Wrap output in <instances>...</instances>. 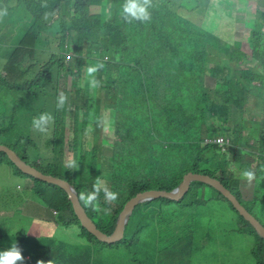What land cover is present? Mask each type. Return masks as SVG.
Listing matches in <instances>:
<instances>
[{
    "label": "trees",
    "instance_id": "1",
    "mask_svg": "<svg viewBox=\"0 0 264 264\" xmlns=\"http://www.w3.org/2000/svg\"><path fill=\"white\" fill-rule=\"evenodd\" d=\"M12 1L30 15V28L18 38L2 65L0 143L16 150L44 173L70 181L79 195L91 192L98 177L104 180L111 191L118 193V204H113L114 201L108 203L103 192L98 198L96 210L81 202L89 216L106 233H112L119 213L137 193L149 189L172 190L189 171L207 173L220 179L250 211L247 202L254 201L257 191L261 189L260 192H264V187L261 188L255 179L254 196L251 200L245 199L239 181L231 179L233 172L226 170L227 165L233 162L228 152L221 148L219 153L223 158L218 157L217 161L223 162V170H213L210 163L204 161V155L217 154V147L201 144L205 137L214 135L213 130H219L207 123V117H229V109L232 106L242 107L243 98L232 92L233 101L220 107L214 102H207L200 92L195 109L189 113L195 121L190 122L184 116L178 124L164 117L165 111L173 112L169 108L177 101L182 106L190 92L187 89L189 86L210 83L209 77L216 81L215 68L207 64V30L199 28L195 22L173 12L158 0H151V19L147 22L125 20L122 14L125 0H0L2 16L15 10L9 6ZM249 4L253 5L251 10L258 5L251 0ZM234 5L235 2L231 1L228 7ZM242 7L240 5L239 9ZM260 18L264 20V14ZM43 29H51L55 37L42 41ZM255 34L260 35L264 55V34L261 30ZM258 43L259 39L256 45ZM41 50L42 57L38 53ZM69 50L74 54L68 62L65 58ZM157 63L160 71L155 68ZM90 67L98 68V71L89 75ZM244 73L246 79L255 77L249 68L244 69ZM68 78L71 82L62 91L67 99L58 108L59 83L61 79L67 83ZM93 80L98 81V86L93 87ZM246 91L243 89V92ZM223 92L221 89L218 93L223 96ZM107 108L113 113L114 141L105 148L100 139ZM42 113L52 114L54 121L47 126L50 137L45 150H41L43 156L38 155L39 150L35 148L36 160L31 162L28 150L32 145H21L23 138L28 136L23 130L33 127V119ZM64 115L68 116L70 125L68 121L64 124ZM259 117H264V114L260 112L254 122L247 123V120L243 132L252 130L254 125L258 128L259 133L253 135L256 151L251 154L254 155L255 177L261 179L264 177V123L261 126L257 124ZM68 126H71L70 130ZM225 129L229 130V127ZM90 135L93 141L89 148ZM27 139L31 142L30 136ZM67 148L69 152L76 153V161L70 158L66 163ZM177 154L188 155L190 163L182 165ZM99 155L103 161H97ZM72 162L77 167H70ZM235 162L240 166V156L235 157ZM2 163H8L14 173L30 177V188L39 199L50 197L53 190L59 191L62 200L58 197L55 202H48L56 221L66 228L79 226L81 232L78 238L84 241L80 245H72L31 236L25 230L9 233V228L1 225L0 250L17 243L25 258L23 264H37L41 259L45 262L53 260L54 264H95L97 244L106 248L105 256L115 255V251L109 250L113 246L121 248L125 254L134 251V243L141 230L140 227L135 230L136 224L140 217H145L146 207L155 200L137 205L124 238L109 244L98 240L82 226L64 189L22 172L5 152L0 151ZM204 186L228 201L239 217L254 230L220 191L203 182H193L179 201L167 198L157 200L173 202L179 213L181 208L201 207L208 202L202 194ZM252 232L258 238L255 248L257 262L264 264V239L255 230ZM13 237L16 238L13 240Z\"/></svg>",
    "mask_w": 264,
    "mask_h": 264
},
{
    "label": "rangeland",
    "instance_id": "2",
    "mask_svg": "<svg viewBox=\"0 0 264 264\" xmlns=\"http://www.w3.org/2000/svg\"><path fill=\"white\" fill-rule=\"evenodd\" d=\"M158 1L165 3L166 7L173 12L195 22L199 28L208 31L207 64L210 68L214 67L217 72L215 82L207 74L210 83L189 86L187 89L190 92L182 104L183 107L180 106V101H177L176 105L169 108L173 112L165 111L164 117L178 124L184 116L190 122L195 121V117L189 116V113L195 109L200 92L204 94L207 102H214L220 107L228 106L229 101H233L232 92L238 93L243 98L240 103L242 107L232 106L227 118L208 116L207 123L213 124L219 130H213L214 135L205 137L201 144H213L217 147L218 153H206L204 161L210 163L213 170L219 171L223 170L224 164L218 162L217 158H223L219 152L227 146L226 151L233 162L227 165L226 170L232 171L234 176L231 177L226 173L231 179L235 178L239 181L244 198L251 200L255 191V179L263 188L264 177L261 179L256 177L251 184L242 178L244 170L253 171L255 167L254 155L251 152L256 151L253 135L259 133L255 125L252 130H244V132L243 126L247 120V123L258 120L260 112L264 114V55H262L260 35L255 34L260 30L264 34V20L260 18L264 14V1L251 0L258 4L257 8L252 10L253 5L249 4L250 0H231L235 2L232 7H228L231 4L230 0ZM240 5H243L241 10ZM9 6L14 7L15 10L4 11V16L0 15V77L4 74L2 65L6 57L11 53L18 38L28 30L27 28H30V15L13 1ZM192 9L195 10L192 11ZM41 32L44 42L47 38L55 37L51 29H43ZM258 39L260 43L256 45ZM41 52L42 50L38 51L40 57H42ZM68 53L72 56L74 54L71 50ZM72 58L65 59L69 62ZM155 68L160 71L158 63ZM247 68L253 71L255 77L245 78L244 69ZM70 82L71 78H68L67 83H64V79L60 80L59 95L62 94L63 87ZM221 89L224 90L223 96L218 93ZM243 89L247 91L243 92ZM179 94H182L181 91ZM68 119L67 115L63 116L64 124L67 121L69 125L71 124ZM103 123L100 143L105 144L106 148L114 141L113 113L109 108L106 110ZM263 123L264 117H259L257 124L261 126ZM30 127L28 131L23 130V132L31 137V142H28V136H26L21 145L24 143L32 145L28 151L29 160L33 162L36 160L35 148L39 150L38 155L43 156L41 150L47 147L46 141L50 133L47 131L41 133ZM226 127H229V130H226ZM68 128L70 130L71 126ZM221 137L225 140L223 145L217 141ZM92 141L93 137L90 135L89 148ZM75 154L69 152L67 148L66 163L70 158L76 161ZM236 156L241 158L240 166L235 162ZM177 159L182 162V165L190 163L191 160L188 155L181 154H177ZM103 160L101 155L97 157V161ZM31 183L30 177L14 173L8 163L0 164V226H7L9 233L25 230L31 236H42L72 245L82 244L84 240L78 238L81 232L79 226L73 225L66 228L59 225L56 216L45 204L50 201L55 202L58 197L62 200L59 191L53 190L50 197L45 196L44 199H39V196L30 188ZM203 190L202 194L208 200L207 204L196 208H181L180 213L173 202H160L157 200L159 198L153 199L155 201L150 200L153 202L146 207L145 217H140L135 227V230L138 227L141 230L137 234L134 251L125 254L121 248L116 249V246H113L109 250L115 251V255L105 256L106 248L97 244L95 264H258V255L255 253L258 238L252 232L254 230L239 217L228 201L219 197L216 191L208 186H204ZM260 191L261 189L257 191L258 195L256 194L254 201L247 204L250 211L264 223V207L262 206L264 192ZM34 202L38 204L39 209L33 208ZM113 204H118V201L115 200ZM110 210L113 212L112 209ZM56 241L53 242L57 243Z\"/></svg>",
    "mask_w": 264,
    "mask_h": 264
},
{
    "label": "water",
    "instance_id": "3",
    "mask_svg": "<svg viewBox=\"0 0 264 264\" xmlns=\"http://www.w3.org/2000/svg\"><path fill=\"white\" fill-rule=\"evenodd\" d=\"M0 151L5 152L8 155L9 159L22 172L32 175L33 177L38 178L42 181L58 185L59 187L64 189L68 195L69 200L72 202L74 212L78 216L82 226L102 242L111 244L118 242L124 238L126 227L130 221L131 215L133 214L136 205H138L139 203L150 201L160 197L179 201L185 196V194L189 191L191 184L195 181L209 184L216 190L220 191L233 204L235 209L253 226L257 235L264 239V224L240 202V200L229 187H227L220 179L212 177L207 173L188 172L184 175L183 180L172 190L149 189L137 193L124 205V208L117 217V221L112 233H106L98 227L95 221L87 213L85 207L79 199L78 191L73 183L64 178L44 173L37 167L27 162L18 154L16 150L6 144L0 143Z\"/></svg>",
    "mask_w": 264,
    "mask_h": 264
},
{
    "label": "clouds",
    "instance_id": "4",
    "mask_svg": "<svg viewBox=\"0 0 264 264\" xmlns=\"http://www.w3.org/2000/svg\"><path fill=\"white\" fill-rule=\"evenodd\" d=\"M151 6V0H125L122 8V14L125 20L131 22V20H137L142 22H147L151 19V13L149 12V7ZM2 15V14H0ZM74 53V52H73ZM68 53H66L67 55ZM71 57V56H70ZM102 67V65L100 66ZM98 71V68L90 67L88 68L89 75ZM93 87L98 86V81H92ZM67 97L63 94L60 95L57 103V107L61 108L65 103ZM54 121V117L50 113H42L37 118L32 121L33 128L41 133L47 130V126ZM227 147V146H226ZM226 147L223 150H226ZM70 167H77L75 162H72ZM242 178L245 179L249 184L256 178L254 171L244 170L242 172ZM192 185V184H191ZM103 192L105 200L108 203H112L117 200L118 193L111 191L107 185L98 177L93 184V190L88 193H80L79 199L83 201L85 206L92 207L96 210L98 207V198ZM24 256L22 254V249L17 243H13L9 248L5 250H0V264H23ZM37 264H54L53 260H48L45 262L43 259L38 260Z\"/></svg>",
    "mask_w": 264,
    "mask_h": 264
},
{
    "label": "built area",
    "instance_id": "5",
    "mask_svg": "<svg viewBox=\"0 0 264 264\" xmlns=\"http://www.w3.org/2000/svg\"><path fill=\"white\" fill-rule=\"evenodd\" d=\"M70 55H71V57H70ZM66 58L71 59V58H72V54L68 53V54L66 55ZM217 141H218L219 143H221L222 145H223L224 142H225V140H223L222 137H221V138H218ZM54 212L56 213V211H54Z\"/></svg>",
    "mask_w": 264,
    "mask_h": 264
},
{
    "label": "crops",
    "instance_id": "6",
    "mask_svg": "<svg viewBox=\"0 0 264 264\" xmlns=\"http://www.w3.org/2000/svg\"><path fill=\"white\" fill-rule=\"evenodd\" d=\"M45 204H46V205H48V207H50L48 203H45ZM34 207H35V208H36V207H38V209H39V206H38V204H37V203H35V202L33 203V208H34ZM50 209H51V210H52V212H53V209H52L51 207H50ZM53 214H54V213H53Z\"/></svg>",
    "mask_w": 264,
    "mask_h": 264
}]
</instances>
